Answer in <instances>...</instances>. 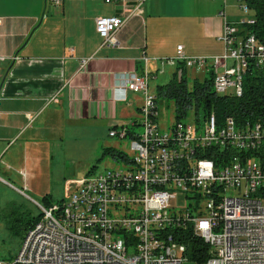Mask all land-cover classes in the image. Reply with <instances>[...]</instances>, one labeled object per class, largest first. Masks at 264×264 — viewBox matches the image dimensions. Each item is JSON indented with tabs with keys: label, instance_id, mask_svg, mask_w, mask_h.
I'll list each match as a JSON object with an SVG mask.
<instances>
[{
	"label": "built area",
	"instance_id": "2783aa9c",
	"mask_svg": "<svg viewBox=\"0 0 264 264\" xmlns=\"http://www.w3.org/2000/svg\"><path fill=\"white\" fill-rule=\"evenodd\" d=\"M102 1L118 5L119 12L95 19V31L102 46L116 47V33L142 16L146 0ZM239 1L249 18L224 19L218 38L222 54L187 57L179 46L161 65L210 72L215 94L241 97L247 71L264 72V40L248 30L256 22L255 10ZM48 2L59 7L63 0ZM141 59L146 65L145 56ZM90 61H80L81 67ZM148 80L146 69L115 78L119 101L127 92L143 95L141 132H109L110 138L131 139L133 157L121 160L124 168L92 169L66 180L62 200L39 206L42 216L23 236L15 258L0 264H182L188 257L176 233L187 227L209 246L204 264H264V125L237 127L229 117L219 127L212 114L198 123L173 122L169 132H161ZM178 193H185L189 204L176 211L171 201Z\"/></svg>",
	"mask_w": 264,
	"mask_h": 264
},
{
	"label": "crops",
	"instance_id": "0c3cea01",
	"mask_svg": "<svg viewBox=\"0 0 264 264\" xmlns=\"http://www.w3.org/2000/svg\"><path fill=\"white\" fill-rule=\"evenodd\" d=\"M48 1L0 0V183L5 178L21 193L52 200V173L64 169L57 154L64 149L70 162V137L87 136L117 150L109 132L139 126L143 95L127 92L125 101L116 99L118 74L146 69L149 90L150 79L167 68L173 69L171 78L177 72L181 64L161 62L173 59L179 46L187 57L222 54L223 21L239 19L225 15L226 0H146L142 16L126 21L115 35L117 46L109 47L102 46L95 19L116 16L118 5L63 0L54 7ZM14 56L18 60L11 62ZM12 196L7 205L20 203L19 193ZM17 251L0 252V259L10 261Z\"/></svg>",
	"mask_w": 264,
	"mask_h": 264
},
{
	"label": "trees",
	"instance_id": "16d2710c",
	"mask_svg": "<svg viewBox=\"0 0 264 264\" xmlns=\"http://www.w3.org/2000/svg\"><path fill=\"white\" fill-rule=\"evenodd\" d=\"M248 6L256 13V22L248 30L260 41L264 40V0H246ZM180 76L175 72L171 80L165 85H159L156 89V98L162 97L174 103V123L182 121L189 111L196 117L195 122L205 121L210 115H214L219 127L223 126L229 117L235 120L237 127L252 126L254 123L264 125V72L248 70L244 77V88L241 97L219 96L213 90L212 74L203 77L202 80L193 79L189 87L186 78L187 70L182 66ZM201 114V115H200ZM138 124V123H137ZM136 122L134 127L137 126ZM129 135V134H128ZM103 154L110 155L114 159H125L122 152L114 148L103 149ZM51 198L46 195L41 199L40 205L50 206ZM15 208V207H13ZM11 220L5 222L6 229L21 239L40 219L41 214L31 218L28 212H10ZM16 217V218H15ZM177 239L186 247L189 260L196 264H204L209 257V246L199 237L195 236L190 227L181 229Z\"/></svg>",
	"mask_w": 264,
	"mask_h": 264
},
{
	"label": "rangeland",
	"instance_id": "374dc122",
	"mask_svg": "<svg viewBox=\"0 0 264 264\" xmlns=\"http://www.w3.org/2000/svg\"><path fill=\"white\" fill-rule=\"evenodd\" d=\"M243 3L244 2L241 3L239 0H226L223 12L233 21L238 19H247L249 18V15H243L239 9V5ZM221 9H223V5L219 7V10ZM172 70V68H167L165 74L156 77V79H150L149 90L154 92L156 86L166 84L171 78ZM204 76L205 75L203 73L197 74L193 70H187L186 78H188L187 81L189 87L191 86L193 79L202 80ZM206 76H208V73H206ZM230 91L231 89L228 90V92ZM157 107V123L159 125V129L161 132H169V127L175 120L174 103L171 100L159 97L157 99ZM195 119L196 117L191 111H189L182 121L185 124H193ZM200 119L202 120L201 116ZM133 129L137 133L141 132L140 126L134 127ZM108 140L113 142L115 141L118 144L117 151L122 152L125 157L129 159L133 157L134 153L131 150V139L129 137L124 139L109 137ZM106 148L111 147H106L101 143H95L93 140L87 138V136H82L79 140L70 137V162H65L67 153L63 149L59 154H57V161L59 167L64 165V169L59 170L57 173H54V171L52 173L51 189H53V202L58 203L62 200L64 194V182L66 179L79 178L86 175L87 172H91L92 169L93 173H100L108 169L124 168L123 161L120 159H114L108 154H103V149ZM62 162H64V164H62ZM68 173H70V175H65ZM60 174H62L61 177ZM2 179H4V182L1 181L2 183H0V252L10 251L11 253H14V251L20 246L21 238L11 234L5 228V222L11 220L10 212L12 210L16 213H18V210L21 212H28L29 216L33 218L41 214L39 206H43L40 205L41 197H37L25 190L21 193V191H17L20 190L17 184H13L10 180L5 178ZM14 191L19 193L21 198H18L17 201H20V203L13 202V205H7L8 203H12L9 202L8 197H10V199L13 198L12 195ZM227 194L230 196L234 195L233 192L229 191ZM3 198H5V200H3ZM186 198L187 195L185 193L176 194L175 200L171 201L173 210L178 211L181 207L187 206L189 204V199ZM178 257H180V254H178ZM182 264L196 263L189 259H184Z\"/></svg>",
	"mask_w": 264,
	"mask_h": 264
}]
</instances>
